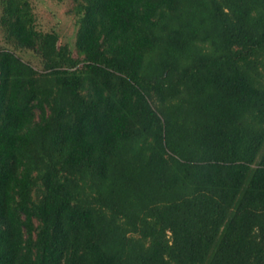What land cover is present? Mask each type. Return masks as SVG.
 Listing matches in <instances>:
<instances>
[{
    "label": "trees",
    "instance_id": "16d2710c",
    "mask_svg": "<svg viewBox=\"0 0 264 264\" xmlns=\"http://www.w3.org/2000/svg\"><path fill=\"white\" fill-rule=\"evenodd\" d=\"M2 1L0 264H264V0Z\"/></svg>",
    "mask_w": 264,
    "mask_h": 264
},
{
    "label": "rangeland",
    "instance_id": "374dc122",
    "mask_svg": "<svg viewBox=\"0 0 264 264\" xmlns=\"http://www.w3.org/2000/svg\"><path fill=\"white\" fill-rule=\"evenodd\" d=\"M31 3L37 30L43 33L56 32L59 35V45H67L73 57H80L76 46L79 18L78 5L81 0H29ZM3 1L0 0V50H11L31 64L38 71H44L42 57L35 50L19 47L6 37L4 27L1 25L3 16Z\"/></svg>",
    "mask_w": 264,
    "mask_h": 264
}]
</instances>
